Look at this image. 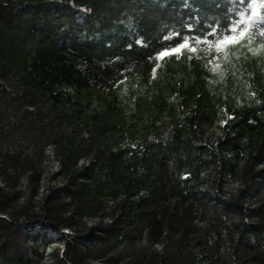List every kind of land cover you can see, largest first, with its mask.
<instances>
[{"label":"trees","instance_id":"1","mask_svg":"<svg viewBox=\"0 0 264 264\" xmlns=\"http://www.w3.org/2000/svg\"><path fill=\"white\" fill-rule=\"evenodd\" d=\"M240 7L0 0V264H264V24L155 89L157 53Z\"/></svg>","mask_w":264,"mask_h":264},{"label":"snow or ice","instance_id":"2","mask_svg":"<svg viewBox=\"0 0 264 264\" xmlns=\"http://www.w3.org/2000/svg\"><path fill=\"white\" fill-rule=\"evenodd\" d=\"M239 3L241 5L240 9L235 11L234 18L229 21L228 27L223 34H221V26L219 23L210 25L205 36L191 38L185 36L182 42L176 43L173 47L161 50L156 54L157 61L167 55L180 54L186 48L190 51H195L192 40H195L197 43L201 41L210 43L219 52L229 45L238 44L241 41L250 39L254 29L264 24V0H239ZM187 27L189 31L192 30L191 24L187 25ZM261 31L264 34V29H261ZM176 35H179V33ZM137 43L141 42L137 41ZM152 71L155 73L156 68L154 67Z\"/></svg>","mask_w":264,"mask_h":264},{"label":"rangeland","instance_id":"3","mask_svg":"<svg viewBox=\"0 0 264 264\" xmlns=\"http://www.w3.org/2000/svg\"><path fill=\"white\" fill-rule=\"evenodd\" d=\"M112 33V30H108L105 37L111 36ZM224 49L220 50L222 58H224ZM195 52L186 48L180 54L167 55L159 60V66L163 69V79L155 87L157 98L160 99L163 94L188 97L204 83V80H200L197 84L193 79L194 73L199 70L198 61H200ZM217 64H222V61L219 60ZM114 89L121 93V102H130L129 88L124 83H119Z\"/></svg>","mask_w":264,"mask_h":264}]
</instances>
